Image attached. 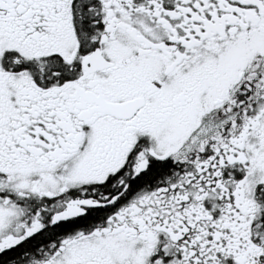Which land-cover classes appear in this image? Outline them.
Here are the masks:
<instances>
[{
	"label": "snow or ice",
	"instance_id": "6c2138e0",
	"mask_svg": "<svg viewBox=\"0 0 264 264\" xmlns=\"http://www.w3.org/2000/svg\"><path fill=\"white\" fill-rule=\"evenodd\" d=\"M0 264H264V0H0Z\"/></svg>",
	"mask_w": 264,
	"mask_h": 264
}]
</instances>
